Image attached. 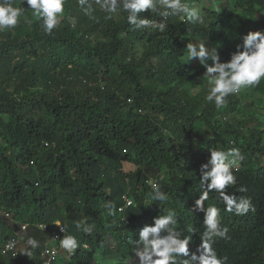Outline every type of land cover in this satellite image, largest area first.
<instances>
[{
  "label": "trees",
  "instance_id": "16d2710c",
  "mask_svg": "<svg viewBox=\"0 0 264 264\" xmlns=\"http://www.w3.org/2000/svg\"><path fill=\"white\" fill-rule=\"evenodd\" d=\"M195 1L203 23L169 16L160 32L155 25L135 29L122 8L108 18L88 0L93 10L86 15L78 0H65L48 34L23 0H12L26 9L14 28L0 32V264H45L56 222L79 246L59 250L49 264H132L130 241L169 210L181 238H190V254L199 255L204 212L193 209L200 168L210 149L233 148L243 159L225 192L250 199L252 209L227 212L212 190L204 207L218 208L228 229L212 247L224 264H264V78L243 88L246 109H253L240 116L238 93L217 108L205 99L206 70L182 59L187 43L203 41L228 62L246 34L264 32V0L220 8L181 0ZM164 10L157 4L138 16L161 22ZM150 182L166 201L152 198ZM127 198L132 204L119 211ZM12 237L16 254L4 251ZM29 237L37 248L26 244ZM20 243L31 256L18 254ZM120 249L123 261L105 260Z\"/></svg>",
  "mask_w": 264,
  "mask_h": 264
},
{
  "label": "clouds",
  "instance_id": "9594fccd",
  "mask_svg": "<svg viewBox=\"0 0 264 264\" xmlns=\"http://www.w3.org/2000/svg\"><path fill=\"white\" fill-rule=\"evenodd\" d=\"M78 3L86 15L91 14L93 9L88 0H78ZM96 3L108 13V18L122 8L128 13L127 20L135 29L155 25L160 32H164L167 27L164 20L169 16H181L192 23H203L200 11L187 3H182L181 0H96ZM24 4L28 6L27 9L32 10L35 17L42 18V29L48 34H51L60 23L65 11V0H23ZM157 4L165 9L159 12L164 18L163 21L155 22L138 16L146 10L156 11ZM25 9L24 6L14 7L12 0H0V32L14 28ZM185 49L187 61L198 59L206 69L204 76L208 77L209 89L205 99L214 102L217 108L225 105L226 97L229 95L239 93L244 87L258 85L264 78V32L246 34L242 45H237V51L231 55L228 62H220L216 49H207L203 42L196 44L189 42ZM209 60L212 61L211 66ZM242 159L239 150L235 148L228 151L210 149V158L207 163L201 165L199 179L201 191L193 209L204 212L205 231L201 237L202 243L197 248L199 255L196 252L190 254L188 247L190 238H181V233L174 227L177 222L176 214L169 210L166 215L154 217L151 226L145 225L139 232L138 240L130 241L135 246L139 264H224L223 260L217 257L212 245L216 237H226L228 229L221 226L219 209L215 206L205 208L204 204L209 198V193L215 190L227 212L243 216L252 209L250 199L237 198L225 192L228 186L235 184L236 178L231 169ZM150 183L155 192L152 198L160 202L166 201L167 196L159 190V186ZM246 190L244 187L239 189L240 192ZM108 208L109 215H115V205H108ZM76 227L81 228L82 225L77 224ZM83 231L91 232V228L83 227ZM26 244L32 249L39 246V242L32 237L26 240ZM14 245L15 241L9 246ZM59 246V250L72 253L79 245L76 237L63 235ZM21 254L31 256L28 249L23 250Z\"/></svg>",
  "mask_w": 264,
  "mask_h": 264
},
{
  "label": "rangeland",
  "instance_id": "374dc122",
  "mask_svg": "<svg viewBox=\"0 0 264 264\" xmlns=\"http://www.w3.org/2000/svg\"><path fill=\"white\" fill-rule=\"evenodd\" d=\"M203 1H204L205 3H207L208 5L212 4V6H215V7H217V8L223 7V6L228 5V4H229V6H231V7H232V5H233V0H219L218 2H215L214 4L212 3V0H203ZM193 7L197 8L199 11H201V9H202L201 4H200V3L197 4L196 1L193 2ZM198 42H203V41H193L192 43L196 44V43H198ZM212 49H215V48H214V45H213ZM182 59H183V61H185V62H189V63H192V64H194V65H201V64L199 63V60H198V59H193V60H191V61H187V55H186V53H185V55L182 57ZM208 63L211 64L212 61L209 60ZM203 68H204V67H203ZM204 69H205V68H204ZM205 70H206V69H205ZM189 89H190V91H191L192 93L197 92V89H195L192 85L190 86ZM238 94H239V96L241 97V104H240V108H239V109H240V113H241L240 116H241V115L246 116L247 113H248V111L251 110V109H253V107H251L250 109H246V101L249 100V99H246V101H245V99L243 98V97H247V96H245V93H244L243 88L240 90V92H239ZM194 145L196 146V143H194ZM134 248H135V246H133L132 249H131L130 251H128V254H130L128 260H129L130 263H132V264H139V259H138V257H136V255H135V250H134ZM23 249H24V245L20 243V244H19V249H18V254H21L22 251H23ZM125 251H126L125 249H120V250L116 251L117 253H116V252H113V254H109V255H111V256L108 255V257H106L105 260H106L107 262H108L109 260H110L111 262L123 261V257H122L121 255H122V253L125 252Z\"/></svg>",
  "mask_w": 264,
  "mask_h": 264
},
{
  "label": "built area",
  "instance_id": "2783aa9c",
  "mask_svg": "<svg viewBox=\"0 0 264 264\" xmlns=\"http://www.w3.org/2000/svg\"><path fill=\"white\" fill-rule=\"evenodd\" d=\"M129 201H131V203H129ZM132 204V200L130 198H127L125 201V205L119 208V211H121V209H123L124 207H127L128 205ZM56 226V231L52 234V236L50 237L51 239V245L50 247L45 251V253L48 256L47 261H45V264H49L50 260H53L55 258V256L57 255L59 249H60V239L63 238V235L65 234V229L63 227V225H61L60 222H56L55 223ZM21 228L24 230L25 229V224H23L21 226ZM61 229H63V231H61ZM15 241V245H16V238L12 237L10 239V242H8L5 247H4V251H9L12 252L13 254H16V248L15 245L13 247H10V243Z\"/></svg>",
  "mask_w": 264,
  "mask_h": 264
}]
</instances>
